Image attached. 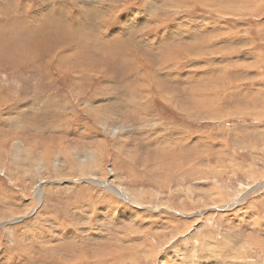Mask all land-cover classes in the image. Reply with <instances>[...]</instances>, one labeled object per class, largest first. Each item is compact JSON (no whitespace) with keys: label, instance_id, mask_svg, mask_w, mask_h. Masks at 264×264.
I'll list each match as a JSON object with an SVG mask.
<instances>
[{"label":"rangeland","instance_id":"rangeland-1","mask_svg":"<svg viewBox=\"0 0 264 264\" xmlns=\"http://www.w3.org/2000/svg\"><path fill=\"white\" fill-rule=\"evenodd\" d=\"M93 1L0 0V264H264V0Z\"/></svg>","mask_w":264,"mask_h":264},{"label":"bare ground","instance_id":"bare-ground-1","mask_svg":"<svg viewBox=\"0 0 264 264\" xmlns=\"http://www.w3.org/2000/svg\"><path fill=\"white\" fill-rule=\"evenodd\" d=\"M198 1V0H197ZM228 1H230V0H228ZM255 1V0H254ZM108 2L109 1H107V2H105V3H102L101 2V0H94L93 1V3L96 5V6H98V16L100 17V16H102V18L105 16V12H106V10L104 11V9H106V8H108V7H110V5L108 4ZM194 2H196V1H194ZM187 3V2H186ZM198 3V2H197ZM231 3V2H230ZM200 4V3H199ZM82 5L83 6H85L86 8H83V10H81V14L83 15V21H77L76 22V27H78L79 29H81V31H82V35L80 34L78 37H83V40H81L82 42V44L83 45H85V47H87L88 46V50L86 51L85 50V48H84V50H82V49H80V50H75V56H77V57H79V58H85V59H91V60H93V61H95V54H92L91 53V50H92V52L93 51H96V49H94L95 48V46L97 45L96 43H97V41L95 40L97 37H95L94 36V34H95V32H96V27H95V25L96 24H98L97 22L98 21H96L95 20V16H97V14L92 10V7H90L89 6V4H84L83 2H82ZM205 5V4H204ZM214 5H216V4H214ZM213 5V6H214ZM221 5V4H220ZM197 6V5H196ZM215 8H218V7H215ZM220 8V7H219ZM226 9H227V7H226ZM99 10H100V12H99ZM97 11V10H96ZM207 11V10H206ZM210 11V10H209ZM212 11V10H211ZM210 11V12H211ZM223 11H224V9H223ZM250 11V10H249ZM212 13V12H211ZM222 13V12H221ZM220 13V14H221ZM100 14V15H99ZM222 16V15H221ZM223 16H225V15H223ZM69 18V17H68ZM228 18V17H227ZM70 19V18H69ZM244 20V19H243ZM76 21V20H75ZM73 22V21H72ZM84 22H87L86 23V25L84 24ZM212 22V21H211ZM225 22V21H224ZM52 23V22H51ZM51 23H49V26L50 27H41V29L39 30V32L33 37V38H31V39H29V41H28V43H27V48L28 49H30V50H32V51H36V49L38 48V45H37V37H43V40H44V43H43V46L44 47H49V42H47L46 40V38H48V36H49V33H51L52 31L51 30H54L52 33L53 34H55L56 36H58L57 38H59V39H55V42L57 43V44H61V41H64V38L65 39H67L68 41H69V39H68V37L69 36H72V37H77V35H76V33H75V35H71V34H68V32H71V30L69 31V30H67L66 28L68 27L66 24H69V25H72L71 23H69L67 20L66 21H64L63 20V18H61V23H58V25H55L54 26V24H51ZM221 24V23H220ZM62 25L64 26V29L63 30H58V28H61L62 27ZM210 27V26H209ZM219 28V27H218ZM102 32H103V30H100V31H98V33H100V35H103L102 34ZM46 34V35H43V34ZM106 36V35H105ZM234 36V35H233ZM129 37V36H128ZM104 38V37H103ZM49 39V38H48ZM52 39V38H51ZM97 39H100V37H98ZM105 39V38H104ZM103 39V40H104ZM112 39L113 38H111L110 39V41H112ZM187 39V38H186ZM101 40V39H100ZM188 40V39H187ZM232 40V39H231ZM51 42V41H50ZM108 42V41H107ZM203 43V42H202ZM67 44H71V42H68ZM76 44H77V42H76ZM78 44H79V42H78ZM100 44H101V41H100ZM80 45V44H79ZM78 46V45H77ZM198 47V46H197ZM205 47V46H204ZM81 48V47H80ZM203 49V48H202ZM206 49V48H205ZM208 49V48H207ZM74 50V49H73ZM206 51V50H205ZM208 51V50H207ZM36 56V55H35ZM39 56V53H37V56L36 57H38ZM97 56V55H96ZM249 56H251V55H249ZM218 57V56H217ZM97 58V57H96ZM98 59V58H97ZM83 60V59H82ZM89 61V60H88ZM82 62V61H81ZM84 62V61H83ZM90 62V61H89ZM82 64V63H81ZM84 65H85V63H83ZM96 63H93V66L95 65ZM200 64V63H199ZM91 65V64H90ZM86 67H88V66H86ZM88 70V69H87ZM90 70V69H89ZM227 72V71H226ZM240 72V71H239ZM225 76V75H224ZM233 86V85H232ZM231 86V87H232ZM240 86V85H239ZM238 86V87H239ZM230 87V86H229ZM238 87H236V88H238ZM234 88V87H233ZM235 88V89H236ZM241 88V87H240ZM239 89V88H238ZM238 91V90H237ZM239 91H240V89H239ZM240 93V92H239ZM201 111H203V110H201ZM211 111H215L214 110V108L211 110ZM210 113V108H208V111H206V113ZM203 115V114H202ZM248 116V115H247ZM201 118H204V119H208V116H206V115H204L203 117H201ZM264 118V117H263ZM113 134L115 133L114 131L112 132ZM252 152V151H251ZM91 158V157H90ZM79 162H80V164H81V162H83V161H81V160H79ZM89 164V163H88ZM88 167H89V165H87L86 167H85V172H87V169H88ZM166 170H167V168H166ZM247 173V172H246ZM244 174V173H243ZM247 176V175H246ZM257 177V176H256ZM260 177V176H259ZM253 178V177H252ZM254 179H256V178H254ZM104 185V184H103ZM106 186V185H105ZM108 186V185H107ZM214 190V189H213ZM54 192V191H53ZM114 193V192H113ZM213 204V203H212ZM215 204V203H214ZM223 208V207H222ZM239 241V240H238ZM232 243H233V241H232ZM135 250V251H134ZM129 252H130V257L132 258L134 255H136L137 253H138V251H137V249H130L129 248ZM223 253V252H222ZM221 253V254H222ZM129 258V257H128ZM253 264V263H252Z\"/></svg>","mask_w":264,"mask_h":264}]
</instances>
